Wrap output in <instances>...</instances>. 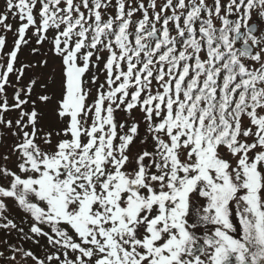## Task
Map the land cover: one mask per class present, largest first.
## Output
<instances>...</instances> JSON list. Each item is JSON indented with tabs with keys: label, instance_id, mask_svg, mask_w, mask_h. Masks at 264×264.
I'll use <instances>...</instances> for the list:
<instances>
[{
	"label": "snow or ice",
	"instance_id": "obj_1",
	"mask_svg": "<svg viewBox=\"0 0 264 264\" xmlns=\"http://www.w3.org/2000/svg\"><path fill=\"white\" fill-rule=\"evenodd\" d=\"M0 30V229L53 249L3 264H264V0H3Z\"/></svg>",
	"mask_w": 264,
	"mask_h": 264
},
{
	"label": "rangeland",
	"instance_id": "obj_2",
	"mask_svg": "<svg viewBox=\"0 0 264 264\" xmlns=\"http://www.w3.org/2000/svg\"><path fill=\"white\" fill-rule=\"evenodd\" d=\"M0 34H3L2 30H0ZM13 38H14L13 34L8 33L9 48L11 47V42H12ZM33 46H35V45H33ZM45 49H46V47L44 46V48L41 49V52H43ZM40 58H41L40 55L32 54L31 49L28 47H24L22 50V53L20 55V60L25 64H28V63L35 64ZM53 66L58 67L56 62L50 61L49 68H51ZM39 71L40 70L38 69L37 72H39ZM45 71H47V70H45ZM29 75H33V73H26L25 83L27 82V77ZM13 79H14V77H13ZM103 82H104V75L99 77L98 83H103ZM92 87H93V96L90 97L89 102H91V100L94 99L95 86H92ZM37 91L39 92L40 89H37ZM53 91H55L56 96L53 99V101H51L47 105V107L44 108L45 116H44V119L42 121V127H44V129H49V130H57L58 127H60L62 125L61 122L57 119V117L55 115L56 99H58V97H59L58 85H50L49 94H51ZM38 107H43V106L38 105ZM12 116L14 117L15 113H13ZM133 116H135L136 119L141 123V136L143 137V135L145 133V129L143 126L142 114L139 113L137 110H134ZM117 118L119 119V121L121 123L125 122L126 120L131 122V119L127 113L118 112ZM57 121L60 123V125H58ZM56 139H57V137H56ZM9 143H11V141H9ZM140 148H141V146L137 143V145L133 148V151L135 152V151L139 150ZM149 149H150V146H149ZM11 161L14 162L15 157H12ZM0 163H2V162H0ZM8 166L12 167L13 170H15L14 164L12 162H9ZM9 218L13 219L19 228H23L25 233H28L29 235H31V233L29 232V228H30L32 221L30 220V218H28L26 216L25 213H23L21 210H19L17 208H13ZM44 227H45V231L49 230L47 228V226H44ZM5 240L8 241V243L14 244L17 247H23L25 250H32L41 258L44 257L46 251L47 252L53 251L51 246L48 245L47 240L45 238H39V244H36L34 242V240L23 239L22 234L19 233L17 230H11L9 232L8 230L0 229V241H5ZM0 250H5L4 245L2 243H0ZM0 264H3V262L0 261ZM27 264H32V261H30V260L27 261Z\"/></svg>",
	"mask_w": 264,
	"mask_h": 264
},
{
	"label": "trees",
	"instance_id": "obj_3",
	"mask_svg": "<svg viewBox=\"0 0 264 264\" xmlns=\"http://www.w3.org/2000/svg\"><path fill=\"white\" fill-rule=\"evenodd\" d=\"M2 3H3V0H0V5H2ZM9 22L13 24V29H14V30H15V28L18 26V23H19L18 20H17V21H12V20H10ZM12 34H13V33H12ZM13 36H14V35H13ZM45 47L47 48V45H45ZM101 67H102V65H101ZM97 75H98L99 77H101L102 75H104V73H103V72H98Z\"/></svg>",
	"mask_w": 264,
	"mask_h": 264
},
{
	"label": "flooded vegetation",
	"instance_id": "obj_4",
	"mask_svg": "<svg viewBox=\"0 0 264 264\" xmlns=\"http://www.w3.org/2000/svg\"><path fill=\"white\" fill-rule=\"evenodd\" d=\"M57 123H58V125H60V123L57 121ZM63 127V125H61L60 127H58V129L57 130H49V129H45L46 131H58V130H60L61 128ZM54 139V141L56 140V137H54L53 138ZM58 139V138H57Z\"/></svg>",
	"mask_w": 264,
	"mask_h": 264
}]
</instances>
